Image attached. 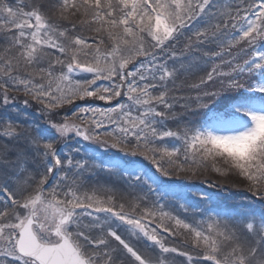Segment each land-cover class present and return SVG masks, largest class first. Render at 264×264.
Returning a JSON list of instances; mask_svg holds the SVG:
<instances>
[{"label": "snow or ice", "instance_id": "6c2138e0", "mask_svg": "<svg viewBox=\"0 0 264 264\" xmlns=\"http://www.w3.org/2000/svg\"><path fill=\"white\" fill-rule=\"evenodd\" d=\"M194 25L202 27L187 37L185 49L214 44L221 51L203 56L221 59L192 87L218 81L202 96L224 106L209 111L204 125L167 129L177 102L168 87L177 69L169 60ZM225 64L228 72L221 70ZM14 92L41 105L49 119L44 127L0 116V264H167L169 253L187 264H264V212L238 228L219 214L191 223L159 205L132 202L125 210L112 195L84 190L88 165L57 146L74 133L140 154L164 177L173 175L165 162L184 170L176 163L183 150L185 160H222L252 182L250 190L264 185V0L219 6L217 0H0V106L15 105ZM121 97L114 107L87 105L51 119L77 100ZM198 106L209 108L207 102ZM166 138L181 141L182 149L157 143ZM114 221L127 225L137 242L158 248L156 258L122 236ZM184 234L194 253L165 243Z\"/></svg>", "mask_w": 264, "mask_h": 264}, {"label": "rangeland", "instance_id": "374dc122", "mask_svg": "<svg viewBox=\"0 0 264 264\" xmlns=\"http://www.w3.org/2000/svg\"><path fill=\"white\" fill-rule=\"evenodd\" d=\"M87 35H94V34L87 33ZM175 61H176V58H174V63H175ZM172 63H173V60H171L169 63L170 67H171ZM133 143H135V142L133 141ZM117 156H118V153H116V152H108L107 154L105 153L102 156V158L116 159V160L120 159L121 161L123 160L122 158H117ZM179 158H180V156H179ZM196 160L199 161L200 158L197 157ZM205 161L209 162V164H208L209 167L212 164H216V165H215V167L211 166L209 168V171L206 170V171L202 172L201 174H199L198 175L199 177L207 176L208 178H211V179L212 178L217 179L221 183H232V182H234L236 185H241L242 187H247V179L238 175L234 171H229L228 165H226L222 160H220V159L213 160L212 158H208ZM120 162H118V163H120ZM133 166H135V165H133ZM216 168L220 169V171H216L215 170ZM185 169H186L187 173L193 177L197 176L195 174H198V171H195V166L193 163H189L188 165H186ZM258 212H264V211L259 210Z\"/></svg>", "mask_w": 264, "mask_h": 264}, {"label": "trees", "instance_id": "16d2710c", "mask_svg": "<svg viewBox=\"0 0 264 264\" xmlns=\"http://www.w3.org/2000/svg\"><path fill=\"white\" fill-rule=\"evenodd\" d=\"M232 183H234V182H232ZM235 184V183H234Z\"/></svg>", "mask_w": 264, "mask_h": 264}]
</instances>
